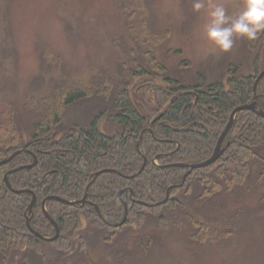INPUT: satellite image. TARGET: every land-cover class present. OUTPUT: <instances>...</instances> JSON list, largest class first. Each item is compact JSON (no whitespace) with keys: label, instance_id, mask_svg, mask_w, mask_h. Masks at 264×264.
Wrapping results in <instances>:
<instances>
[{"label":"trees","instance_id":"obj_1","mask_svg":"<svg viewBox=\"0 0 264 264\" xmlns=\"http://www.w3.org/2000/svg\"><path fill=\"white\" fill-rule=\"evenodd\" d=\"M115 2L118 21L114 33L110 34L115 43L110 52L116 57L118 67L113 77L107 73L94 75L89 80L82 77L53 88V93L41 100L28 99L27 111L36 117L29 119L31 130L26 138L18 125L14 104L0 98L3 106L0 159L26 148L0 164L1 264H12L17 257L22 259L19 264L24 260L26 263L27 259L41 255L44 244H55L68 256L78 242V248L85 254L83 247L88 232L82 227V218L87 220L92 232L106 240L122 226L143 225L145 217L157 215L163 207L170 212L179 211L183 208L181 195L195 194L194 203L208 212L204 219H195L184 212L195 227L190 233L194 240L208 239L214 232L230 234L232 230L219 228L214 221L220 223L225 219L229 227L233 226L242 205L227 208L226 197H239L247 192L249 189L244 183L249 178L264 181V117L249 109L237 112L222 141L224 150L213 162L193 168L184 180L186 167L167 165L196 162L210 156L235 106L255 100L264 110V74L253 88L259 71L264 68V31L250 41L254 52L246 62L242 61L247 56L241 61H227L222 72L211 80L198 71L193 84L181 85L165 75L166 63L158 59L154 50L167 33L152 25L148 1ZM7 10L8 0H0V41L11 34L6 22ZM2 42L0 52L5 53L7 48ZM182 64L189 65L188 61ZM157 76L164 83L157 82ZM131 81L136 82L131 84ZM92 91L98 96L95 100L98 110L85 123L76 121L63 127L62 109L87 99ZM102 118L112 126L111 131L101 128ZM34 156L36 163L32 167L9 174L12 187L30 190L38 201L50 195L81 199L87 188L83 204L47 201V212L60 228V234L53 241L38 238L25 223L24 213L32 193L12 192L3 179L7 170L29 164ZM144 157L146 163L142 170L133 177L126 176L140 168ZM104 168L110 170L93 176ZM124 187L131 189L132 200L129 189L118 195ZM167 192L168 197L163 201ZM124 201L128 212L124 224L119 226ZM233 202L235 205L238 201ZM225 208L229 211L227 214ZM33 213L39 218L32 221L31 227L52 236L53 226L39 203ZM163 214H158L161 223H165ZM150 243L156 241L151 237L146 245ZM140 245H144L142 240Z\"/></svg>","mask_w":264,"mask_h":264},{"label":"rangeland","instance_id":"obj_2","mask_svg":"<svg viewBox=\"0 0 264 264\" xmlns=\"http://www.w3.org/2000/svg\"><path fill=\"white\" fill-rule=\"evenodd\" d=\"M147 1L152 25L167 33L164 39H160L162 44L154 50L158 59L166 63L165 75L175 78L181 85L193 84L198 71L211 80L222 72L227 61H241L247 56L242 61L244 63L254 52V46L245 37H236L233 47L227 52L220 51L207 37V27L211 22L210 5L222 3L228 14L234 15L242 10L243 0H203L205 7L199 11L193 9L194 0ZM115 4V0H8L6 22L11 34L5 41H0L7 48L5 53L0 52V98L14 104L18 125L25 138L31 130L29 119L36 117L27 111L28 99L46 97L53 93V88L82 77L89 80L97 74L107 73L113 77V71L116 73L118 61L110 52V47L115 45L110 34L118 21L114 13ZM183 61H188L189 65L182 64ZM155 80L164 83L161 76ZM97 97L92 91L87 99L63 108L62 126L76 121L85 123L99 108L95 102ZM100 126L105 131L112 130V126L105 123V118L100 120ZM185 177L182 176V180ZM263 183L249 178L244 183V187L249 189L247 192L239 197H226L227 208L242 205L233 226L229 227L225 219L220 223L214 221L220 225L219 228L232 230L230 234L214 232L208 239L194 240L190 233L195 227L184 212L195 219H204L208 212L194 203L195 194L181 195L183 208L170 212L163 207L158 213H164L165 223L159 221L158 214L152 213L145 217L143 225L122 226L117 234L104 240L102 235L92 232L87 220L82 218V227L88 232L83 247L85 254L78 248V242L74 245V252L68 256L61 253L57 245L44 244L40 256L23 262L264 264V200H260L264 194ZM167 197L168 192L163 201ZM234 200L238 201L235 205ZM227 208L226 214L229 212ZM126 215L119 226L124 224ZM151 237L158 245H146ZM141 240L144 245H140ZM141 247H146V250ZM21 260L17 257L12 264H19Z\"/></svg>","mask_w":264,"mask_h":264},{"label":"clouds","instance_id":"obj_3","mask_svg":"<svg viewBox=\"0 0 264 264\" xmlns=\"http://www.w3.org/2000/svg\"><path fill=\"white\" fill-rule=\"evenodd\" d=\"M205 7L203 0H194L196 11ZM211 22L207 27V37L220 51H229L236 37L255 40L264 31V0H243L242 10L229 15L222 3L210 5Z\"/></svg>","mask_w":264,"mask_h":264},{"label":"water","instance_id":"obj_4","mask_svg":"<svg viewBox=\"0 0 264 264\" xmlns=\"http://www.w3.org/2000/svg\"><path fill=\"white\" fill-rule=\"evenodd\" d=\"M264 74V68H262L256 79H255V82L253 84V88L255 90L256 88V84H257V81L260 79V77ZM245 109H249V110H252L253 112H255L256 114L264 117V110L257 106L256 104V101L255 100H252L248 103H243V104H239L237 106H235L230 114H229V117H228V120L224 126V128L222 129V131L220 132L218 138H217V141L215 143V146H214V149L212 151V153L210 154V156H208L207 158H205L204 160H200V161H196V162H173V163H168L167 165H176V166H182V167H186L187 170L186 172L183 174V178L185 177V175H187L191 169L193 168H197V167H202V166H205L211 162H213L215 159H217L219 157V155L223 152L224 150V146H222V141H223V138L225 136V134L227 133V131L229 130L234 118H235V115L238 111L240 110H245ZM22 151H26L25 149H18V150H15L14 152H12L9 156L5 157V158H2L0 159V164H4L6 162H8L14 155H16L17 153L19 152H22ZM36 163V157L34 156L33 157V160L32 162H30L29 164H25V165H21V166H18V167H14L12 169H9L7 170L5 173H4V176H3V179H4V182L5 184L7 185V187L12 191V192H15L17 194H20L22 192H31L30 190L28 189H17V188H14L12 187V185L10 184L9 182V179H8V176L11 172L13 171H16L18 169H21L23 167H32L34 164ZM144 163H146V157L143 158V164L140 166V168L134 172L133 174H129V175H126V176H129V177H132L134 176L135 174L139 173L142 168H143V165ZM107 170H110L108 168H104V169H101V170H98L97 172H94L93 176L95 177L98 173L100 172H104V171H107ZM88 187V186H87ZM32 193V198L30 200V202L28 203V206H27V209H26V223H27V226L29 227L30 231H32L37 237L43 239V240H54L57 238L58 234H59V228H58V225L56 223V221L49 215V213L47 212L45 206H44V202L45 200L47 199H56L58 201H61L63 203H68V204H74V203H83L86 201V195H87V188L85 189V192H84V195L81 199H67V198H63L61 196H58V195H50V196H47L43 201H42V209H43V212L44 214L46 215V217L52 222L54 228H55V232L52 236H44L42 234H40L38 231L32 229L30 223H29V214L32 212V206L34 205L35 203V195L33 192ZM96 209L98 210L97 206H96ZM127 213V203L124 202V216H123V219L118 222V224H121L122 221H124V218H125V215ZM28 214V215H27Z\"/></svg>","mask_w":264,"mask_h":264},{"label":"flooded vegetation","instance_id":"obj_5","mask_svg":"<svg viewBox=\"0 0 264 264\" xmlns=\"http://www.w3.org/2000/svg\"><path fill=\"white\" fill-rule=\"evenodd\" d=\"M26 149V148H25ZM130 190V194H129V199L130 200H132V192H131V189L129 188V187H124V188H122L119 192H118V195H120V193L121 192H123V191H125V190ZM35 195V203H34V205L32 206V212L29 214V223H30V225H31V223H32V221L33 220H37L38 221V218H39V215H37V216H35L34 215V213H33V208L35 207V205L37 204V203H39V205H40V208H41V210H42V212H43V209H42V201L47 197H45V198H43L42 200H40V201H38V199H37V196H36V194H34ZM31 198H32V194H31ZM31 198H30V200H31ZM49 199H47V200H45V202H44V206H45V208H46V210H47V207H46V203H47V201H48ZM30 202V201H29ZM86 202V201H85ZM85 202H83V203H85ZM124 202H126V201H124ZM79 203H81V202H79ZM82 203V204H83ZM99 213V212H98ZM28 215V214H27ZM43 215L46 217V215L44 214V212H43ZM26 211H25V213H24V219H25V223H26ZM47 218V217H46ZM48 219V218H47ZM48 222L50 223V224H52V222L48 219ZM57 223V222H56ZM26 225H27V223H26ZM57 225H58V223H57ZM52 226H53V224H52ZM28 227V226H27ZM58 228H59V226H58ZM28 229H29V227H28ZM33 229V228H32ZM53 229H54V232H55V228H54V226H53ZM30 230V229H29ZM32 232V231H31ZM33 233V232H32ZM40 233V232H39ZM34 234V233H33ZM41 234V233H40ZM54 234V233H53ZM59 234H60V228H59ZM58 234V235H59ZM35 235V234H34ZM43 235V234H42ZM36 236V235H35ZM45 236V235H44ZM58 237V236H57ZM39 238V237H38ZM41 239V238H40ZM43 240V239H42Z\"/></svg>","mask_w":264,"mask_h":264}]
</instances>
